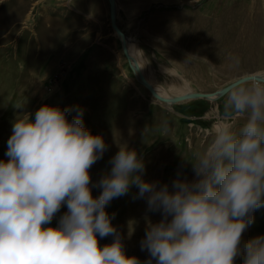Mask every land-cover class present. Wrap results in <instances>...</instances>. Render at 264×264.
Returning a JSON list of instances; mask_svg holds the SVG:
<instances>
[{
    "label": "rangeland",
    "instance_id": "374dc122",
    "mask_svg": "<svg viewBox=\"0 0 264 264\" xmlns=\"http://www.w3.org/2000/svg\"><path fill=\"white\" fill-rule=\"evenodd\" d=\"M256 1L244 13L248 14L246 22L242 17L237 24L247 26L240 42L244 47L230 48L237 28L231 25L225 30L230 44L211 53L203 48L205 23L201 30L195 24L215 2L216 7H224L226 0H116V22L138 45L142 67L152 69L162 84H177L184 78L193 91L213 92L237 73L264 72V0ZM189 53L197 56L184 60ZM166 67L181 78L166 72ZM224 102V94L213 100H157L125 57L110 24L108 0H0V158H6L16 115L28 111L34 116L43 103L69 108V117L82 108L84 124L102 134L107 144L102 158L89 169L92 181L110 170V158L126 143L143 158L144 178L158 185L167 182L171 188L178 173L194 175L191 162L182 155L191 158L210 139L207 132L223 113ZM99 191V187L92 188L94 195ZM137 193L132 184L106 208L114 213L112 222L118 226L125 251L145 260L149 253L141 249L140 240L149 220L157 221L161 212L150 210ZM66 209L62 204L49 223L55 225ZM253 215L242 241L264 233V206ZM112 239V234L98 235L101 246ZM244 259L243 254L237 255L236 264H243Z\"/></svg>",
    "mask_w": 264,
    "mask_h": 264
},
{
    "label": "clouds",
    "instance_id": "9594fccd",
    "mask_svg": "<svg viewBox=\"0 0 264 264\" xmlns=\"http://www.w3.org/2000/svg\"><path fill=\"white\" fill-rule=\"evenodd\" d=\"M223 93L210 139L182 155L194 175L178 173L171 188L145 179L143 158L126 143L92 181L89 169L107 144L84 124L82 108L69 117V108L43 103L34 116L16 115L0 158V264H236L239 254L243 264H264V233L241 239L264 206V79L237 73ZM132 184L161 212L140 240L145 260L125 251L106 208ZM97 234L113 239L101 246Z\"/></svg>",
    "mask_w": 264,
    "mask_h": 264
},
{
    "label": "bare ground",
    "instance_id": "6f19581e",
    "mask_svg": "<svg viewBox=\"0 0 264 264\" xmlns=\"http://www.w3.org/2000/svg\"><path fill=\"white\" fill-rule=\"evenodd\" d=\"M256 3H257L256 0H249V2H247V0H226V4L224 3L225 6L223 5L224 7H220V6L216 7V2H215L214 4L215 6H212V8L209 10V13H207L208 15H206V17H200L199 19H197L195 24L197 30H201L202 26L205 23L206 33L203 35V31L201 32L204 38L203 48H206L208 50V53H211V51L217 50L219 48L222 49L225 44H230L229 43L230 40L225 34V30L229 29L228 27L231 25L235 27L237 24H240L243 18H245L244 21L246 22L248 14H244L245 11H247L249 8H253L254 6H256L255 5ZM115 6L117 9V3H115ZM263 8L264 5L262 9ZM246 27L247 26L245 23L242 26V28L237 25V28L233 30V35L235 36V42L232 43L235 45L232 44V47L230 46L231 49L240 47V45L242 44L240 42L241 40H243L242 35H244L243 30ZM253 32L254 29L250 30L249 35H252L251 33ZM125 40H126V48H127V52L129 53L130 60L139 68V71L141 72L145 80L151 84L152 88L157 92V94L161 96H174V95L193 91L191 90L190 83L186 79L181 78V76L174 69H170L169 72L173 76H176V78H181L182 82L179 81L177 84H175L174 82L169 83L167 86L162 84L160 81L157 80L152 69H150L148 66L145 68L142 67L143 58L140 55V49L138 48V45H136V43L133 42L132 39L127 38ZM241 46H243V44ZM197 48H199L198 45H196V49ZM225 59L226 58L224 57V60ZM261 74L264 75V72H261ZM136 77L137 78L139 77L137 73H136Z\"/></svg>",
    "mask_w": 264,
    "mask_h": 264
},
{
    "label": "water",
    "instance_id": "95a60500",
    "mask_svg": "<svg viewBox=\"0 0 264 264\" xmlns=\"http://www.w3.org/2000/svg\"><path fill=\"white\" fill-rule=\"evenodd\" d=\"M109 3V19H110V24L112 26V28L117 32L120 41L122 43V49L123 52L125 54V57L131 67V69L133 70L134 74L139 76L138 79L139 81L150 91V93L157 99L164 101V102H173V101H177V100H181V99H185V98H190V97H204L208 100H213L214 98H216L217 96L224 94L223 93V89L225 88V86H222L221 88L213 91V92H201V91H192V92H188V93H183V94H178V95H174V96H161L159 94H157V92L152 88L151 84L149 82H147L145 80V78L143 77V75L141 74V72L139 71V68L130 60V56L129 53L127 52V48H126V40L128 38V36L120 30V28L117 25L116 22V0H108ZM116 10V11H115ZM246 75H250L252 77H256V78H260V79H264V75L260 74V73H251V74H246Z\"/></svg>",
    "mask_w": 264,
    "mask_h": 264
}]
</instances>
